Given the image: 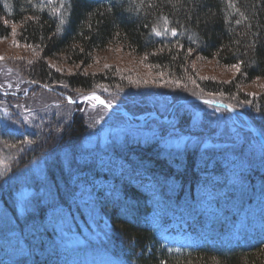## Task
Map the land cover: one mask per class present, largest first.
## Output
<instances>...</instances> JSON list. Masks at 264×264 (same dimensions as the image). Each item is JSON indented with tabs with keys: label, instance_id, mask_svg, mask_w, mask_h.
Wrapping results in <instances>:
<instances>
[{
	"label": "trees",
	"instance_id": "1",
	"mask_svg": "<svg viewBox=\"0 0 264 264\" xmlns=\"http://www.w3.org/2000/svg\"><path fill=\"white\" fill-rule=\"evenodd\" d=\"M14 27L19 41L39 52L24 66L38 86L31 90L69 97L73 90L95 91L97 84L112 77L81 70L62 74L50 61L64 56L70 64L88 66L98 52L111 46L145 57L157 71L185 83L194 76L192 63L197 57L238 65L240 73L229 83L200 82L206 92L238 94L245 101L250 97L238 93L239 86L264 81V0H0V38L8 37ZM60 83L67 91L50 89ZM13 98L0 92L4 105L0 108L4 110ZM250 101V109L241 111L264 137L259 117L251 115L257 110L264 117V92ZM9 109L10 105L0 117V202L20 232H29V239L37 237L31 245L33 263L53 264V255L36 247L51 236L46 225L49 213L61 208L80 226L88 223L91 208L94 224L106 226L99 227L103 237L92 242L111 255H122L128 264H264V230L246 245L177 252L164 246L147 219L157 204L158 209L183 214L200 209L204 224L200 203L206 192L214 196L216 214L222 216L210 219L225 241L233 237L232 223L245 219L248 232L259 228L264 224V147L257 139L253 144L225 146L233 151L234 166L225 149L168 151L152 140L127 139L97 154L83 147L86 125L79 114L69 120L38 115L29 127ZM34 163L44 172L42 179L31 182L39 198L28 212L30 218L21 217L15 199L19 185L13 176ZM213 239L221 244L219 236Z\"/></svg>",
	"mask_w": 264,
	"mask_h": 264
},
{
	"label": "rangeland",
	"instance_id": "2",
	"mask_svg": "<svg viewBox=\"0 0 264 264\" xmlns=\"http://www.w3.org/2000/svg\"><path fill=\"white\" fill-rule=\"evenodd\" d=\"M18 36L19 32L14 27L8 37L0 38V88L4 92L16 94L12 95L15 97L13 100L6 101L5 112L0 108V117L6 113L9 105L10 113L23 119L29 127L38 115L46 117L53 114L59 119L65 117L69 120L72 115L79 114L86 125V139L83 147L97 154H104L109 145L112 146L127 139L152 140L168 151L196 148L221 150L228 144H242V142L253 144L255 141L253 134L249 132L243 121L222 108L201 102L186 103L183 107H177L181 99L215 98L226 100L241 110L250 109L251 98L264 92L263 80L239 86L238 93L250 97L246 101L238 94L225 96L223 93L206 92L200 82V80H209L229 83L240 73V68L237 71V68L233 66L228 67L214 60H202L197 57L192 63L194 76L191 82L185 83L169 77L165 72L157 71L148 64L145 57L136 56L121 46H111L98 52L88 66L70 64L64 56H59L51 60L50 64L62 74L81 70L112 77L110 81L97 84L93 93L71 91L73 92L70 96L72 103L66 98L67 96H61L53 91L35 90V88L29 91L32 86H38H34L35 84L30 81L24 66L35 59L39 52L32 51L22 44ZM49 86L53 90H66L63 83ZM88 94L101 96L111 103V108L101 105L97 100H84ZM57 96L60 99L63 97L67 103L65 100L60 101ZM2 105L1 102L0 106ZM259 114L255 110L251 115L255 119L259 117L257 120L264 127V117ZM4 118L7 119V117ZM64 120L62 119L63 122ZM225 151V155L230 157L234 166L235 156L232 149H225ZM43 173V169L34 163L30 168L25 167L14 174L13 181L19 185L15 190V199L21 217L28 214L30 218L28 212L33 210V202L38 201L37 198H39V191L32 188L31 182L42 179ZM22 197L25 201L23 204ZM87 209L89 217H93L95 211L93 212L91 208ZM128 209L130 210L129 207ZM156 214L158 213L152 214L151 224L157 229L162 239L176 246H187L193 243L186 232L178 228L180 221L165 218L164 223L159 216L153 218ZM64 217L57 213L51 218V224L49 222L46 224L55 236L53 240L51 234L47 245L42 249L50 255L55 248L59 249L54 257L55 261L52 260L53 264L65 263L71 259L68 251L65 250V245L67 248L83 246L84 243L102 236V230L100 231L99 227L106 228L104 225L81 223L79 235L67 233L73 228L69 219L64 220ZM15 220L5 203L0 202V264H2L3 255L6 257L9 255L10 264L17 262L18 264H36V262L33 263L28 242L34 245L35 242L37 243V237L33 235L29 241L27 233L19 232L18 223L16 224ZM24 226L26 227L27 224ZM80 226L74 227L79 229ZM36 247L41 246L36 245Z\"/></svg>",
	"mask_w": 264,
	"mask_h": 264
},
{
	"label": "snow or ice",
	"instance_id": "3",
	"mask_svg": "<svg viewBox=\"0 0 264 264\" xmlns=\"http://www.w3.org/2000/svg\"><path fill=\"white\" fill-rule=\"evenodd\" d=\"M230 3H231V0H230ZM237 22L239 23V21H237ZM61 23H63V21H61ZM175 31H176L175 29H172L173 34H175ZM157 34H159V32ZM233 67L237 68V71H239V66L238 65H233ZM91 98L94 99V100L99 101V103L105 105L106 107L111 108V103L101 100L99 96L93 95ZM205 103H211V101H205ZM23 203H25V201L23 200V197H22V204Z\"/></svg>",
	"mask_w": 264,
	"mask_h": 264
},
{
	"label": "water",
	"instance_id": "4",
	"mask_svg": "<svg viewBox=\"0 0 264 264\" xmlns=\"http://www.w3.org/2000/svg\"><path fill=\"white\" fill-rule=\"evenodd\" d=\"M201 101H203V102H205V101H209V100H201ZM211 104H213V105H219V106H224L223 104H221V103H218V102H212L211 101ZM233 113H236V111L235 110H233V109H231V108H229ZM258 135H259V133H257ZM264 142V141H263Z\"/></svg>",
	"mask_w": 264,
	"mask_h": 264
}]
</instances>
